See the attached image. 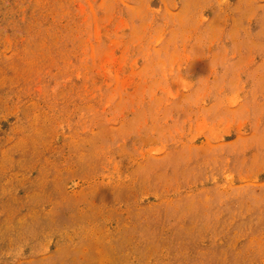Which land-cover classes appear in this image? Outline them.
Wrapping results in <instances>:
<instances>
[{"label":"rangeland","instance_id":"rangeland-1","mask_svg":"<svg viewBox=\"0 0 264 264\" xmlns=\"http://www.w3.org/2000/svg\"><path fill=\"white\" fill-rule=\"evenodd\" d=\"M0 264H264V0H0Z\"/></svg>","mask_w":264,"mask_h":264}]
</instances>
